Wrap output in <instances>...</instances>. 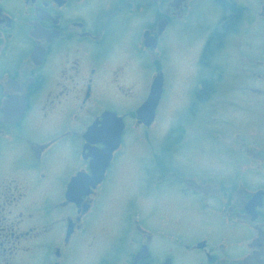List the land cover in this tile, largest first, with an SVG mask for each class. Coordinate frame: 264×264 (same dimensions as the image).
Here are the masks:
<instances>
[{
  "label": "flooded vegetation",
  "instance_id": "obj_1",
  "mask_svg": "<svg viewBox=\"0 0 264 264\" xmlns=\"http://www.w3.org/2000/svg\"><path fill=\"white\" fill-rule=\"evenodd\" d=\"M197 1L167 0L139 38L142 55H152L145 32L157 39L158 53L171 21ZM126 2L134 0H0V264H68L115 174L128 178L131 168L142 179L128 221L141 196L170 200L127 225L131 246L118 254L122 264H264V0H206L213 17L199 63L207 78L189 89V126L178 122L150 160L130 166L118 156L129 130L150 128L135 117L150 86L148 60L134 55V66L118 50L109 64ZM161 20L167 25L157 36ZM231 52L230 66L222 56ZM133 69L136 79L144 71L135 103ZM225 111L236 113V123L220 120L236 132V166L205 158L210 126ZM107 113L122 121L120 145L102 181L82 188L81 197L79 188L71 201L73 179H88L105 148L100 135L115 133ZM119 166L129 168L119 173ZM163 209L178 215L166 221ZM153 217L161 222L150 224Z\"/></svg>",
  "mask_w": 264,
  "mask_h": 264
},
{
  "label": "rangeland",
  "instance_id": "obj_2",
  "mask_svg": "<svg viewBox=\"0 0 264 264\" xmlns=\"http://www.w3.org/2000/svg\"><path fill=\"white\" fill-rule=\"evenodd\" d=\"M104 1L109 2L112 0ZM137 1L126 2L129 8L119 19L117 23L119 28H115L117 33L114 38L116 45H113V47L117 49L113 50L109 64L114 63L113 57H115L118 50H127L134 66L138 64L135 56L148 60L147 79L149 86L152 79L159 72L163 75V86L161 99L156 108V118L150 128L137 131L132 128L124 138L123 151L118 156V160L120 163L122 161L124 164H129V166L133 163L141 164L143 161L150 160L156 154V149L162 144L163 138L178 125V122L189 126L187 122L189 113L188 109H185V105L189 103V89L193 82L199 77L207 78V70L204 68L207 66H200L199 56L205 37L210 29V20L213 17L209 9L210 2H206V0L192 2V12L182 14L171 21L161 38L158 53L156 50H149L152 55H142L139 42L142 32L155 24L157 14L162 12V8L166 7L169 2L167 0ZM234 55V52L226 56L223 55L224 64L228 61L231 66ZM220 56L216 55L215 57ZM230 66H228V69L229 72H232ZM214 68L216 70L220 69L217 66H214ZM132 77L130 81L133 84V93L136 96V98H133L135 103L138 99L140 86L144 83V71L136 79V70L133 69ZM216 115L217 121L211 124V130H209L211 134L205 139L212 151L208 149L205 158H216L230 166H236V142L233 143L234 138L236 139V132L231 130L230 125L227 128L220 121L223 119L228 123H236V113L225 111ZM240 122L242 124L245 121L240 119ZM133 125H135L134 120ZM226 133L229 134L228 137L224 135ZM168 143H172V139L168 140ZM215 149L218 151L214 152ZM194 158L196 157L194 156ZM129 166H119L117 170L121 173L127 170ZM128 170L132 171L133 176L124 178L123 174H115L111 189L108 193L102 195L99 209L85 220L84 228L80 231V236L77 239V250L69 258L68 264H122L131 246L130 237L128 236L129 231H126V228L128 229L127 225L136 218L141 219L145 216L150 218L149 214L152 212V208H166L169 198L166 199L162 195H149L147 199H143L144 196L139 195L138 197H141L136 199L137 211L135 210L136 213L134 212L132 219L128 221L129 216L127 215L132 200L130 196L134 194L133 192L139 190V183L142 179L140 173L135 178V169ZM251 179L252 182H256L259 177L255 174ZM140 190L143 191V188L141 187ZM171 191H173L171 192L173 194L177 192L175 189ZM163 210L159 216L165 218L166 221H173L171 217L175 218L178 215L177 211L174 213L173 210L172 212ZM169 216L171 217L167 220L166 218H169ZM159 222L161 220L153 217L149 223L159 224ZM121 253L126 254L122 259H118V254Z\"/></svg>",
  "mask_w": 264,
  "mask_h": 264
},
{
  "label": "water",
  "instance_id": "obj_3",
  "mask_svg": "<svg viewBox=\"0 0 264 264\" xmlns=\"http://www.w3.org/2000/svg\"><path fill=\"white\" fill-rule=\"evenodd\" d=\"M167 22L165 20H161L156 25L157 36H160ZM143 46L146 49L155 50L157 46V39L149 34V32H145L142 35ZM162 86H163V75L159 72L153 79L150 85L149 95L146 101L136 110V120L138 124H141L145 127H150L155 119L156 108L159 104L162 95ZM103 119H107V124L109 126H115V133L113 134H104L100 135L101 140H106L105 142L100 141L105 145V148L101 151L100 155L95 158V160L90 164L91 176L88 179H83V175H79L75 179H73L69 191V199L71 201H75L78 189L80 188V197L83 192L81 189H88V187L94 188L98 185L104 175V171L112 158V153L118 149L120 145L121 135L123 131V125L120 118L112 113H107V115L103 116ZM117 120V121H115ZM94 132V128L88 130L87 136H91ZM257 197L254 198V200ZM141 253L140 255H143Z\"/></svg>",
  "mask_w": 264,
  "mask_h": 264
},
{
  "label": "trees",
  "instance_id": "obj_4",
  "mask_svg": "<svg viewBox=\"0 0 264 264\" xmlns=\"http://www.w3.org/2000/svg\"><path fill=\"white\" fill-rule=\"evenodd\" d=\"M206 53H207V51H206Z\"/></svg>",
  "mask_w": 264,
  "mask_h": 264
}]
</instances>
